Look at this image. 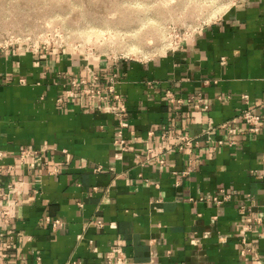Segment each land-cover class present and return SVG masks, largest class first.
<instances>
[{"label":"crops","instance_id":"1","mask_svg":"<svg viewBox=\"0 0 264 264\" xmlns=\"http://www.w3.org/2000/svg\"><path fill=\"white\" fill-rule=\"evenodd\" d=\"M94 74L124 106V151L112 93L81 92ZM0 152V264H92L115 245L125 264H264V0L145 61L0 49Z\"/></svg>","mask_w":264,"mask_h":264},{"label":"rangeland","instance_id":"2","mask_svg":"<svg viewBox=\"0 0 264 264\" xmlns=\"http://www.w3.org/2000/svg\"><path fill=\"white\" fill-rule=\"evenodd\" d=\"M237 0H0V49L159 57Z\"/></svg>","mask_w":264,"mask_h":264},{"label":"built area","instance_id":"3","mask_svg":"<svg viewBox=\"0 0 264 264\" xmlns=\"http://www.w3.org/2000/svg\"><path fill=\"white\" fill-rule=\"evenodd\" d=\"M102 77L100 75L94 74L89 78V84L88 88L82 89L81 92L83 94H87L91 98H99V99H104V92L106 93H112V98L115 101L114 105H108L102 107L100 104L96 105V109H102L103 111H106L110 114H112L114 117L117 118V127L118 131L116 133V138H115V143L118 145L119 149L121 151H124L126 149V143L123 140V130L127 127V122L122 118L123 113L125 111L124 106L119 102L118 95L114 93L113 86H112V78H108V80L111 82L108 86L106 85L105 87L100 88L99 84L102 83ZM86 84V79H78L77 81L72 82V86H80V85ZM68 97H72L73 91H69L66 94ZM165 96L167 97L168 101H172L174 98L171 93L166 92ZM102 99V100H103ZM102 107V108H101ZM241 119L245 123V130L251 133L258 132L260 129L263 121L262 117L254 114L251 110H244L241 112ZM224 126V125H223ZM228 132H232V128L228 127ZM160 138L163 140H172L173 145L176 149L178 150H184L185 148L189 150V146L191 145L192 139L185 134H180L175 132L174 130H165L160 133ZM170 149V144L168 146H165V150ZM187 150V151H188ZM151 151V149L149 150ZM25 152H21L19 159L22 160L24 157ZM2 157V154L0 152V159ZM159 162H162V160H159ZM205 200L211 201L215 204H221L224 203L225 201L230 200V194L222 191L219 195H214V196H208L205 197ZM3 214L7 213V209L3 208L1 210ZM248 220V219H247ZM59 220L54 219L52 221V226L55 227L59 225ZM103 223L101 220L97 219L94 220V226L96 227H102ZM71 264H79V263H71ZM92 264H125V254L121 248L120 245H115L112 246L106 254H104L97 262H94Z\"/></svg>","mask_w":264,"mask_h":264}]
</instances>
